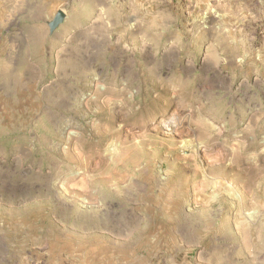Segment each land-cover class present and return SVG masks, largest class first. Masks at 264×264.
Returning a JSON list of instances; mask_svg holds the SVG:
<instances>
[{
    "label": "rangeland",
    "instance_id": "1",
    "mask_svg": "<svg viewBox=\"0 0 264 264\" xmlns=\"http://www.w3.org/2000/svg\"><path fill=\"white\" fill-rule=\"evenodd\" d=\"M0 264H264V0H0Z\"/></svg>",
    "mask_w": 264,
    "mask_h": 264
},
{
    "label": "water",
    "instance_id": "2",
    "mask_svg": "<svg viewBox=\"0 0 264 264\" xmlns=\"http://www.w3.org/2000/svg\"><path fill=\"white\" fill-rule=\"evenodd\" d=\"M64 19V13L62 11H58L54 18L48 23L50 30H54Z\"/></svg>",
    "mask_w": 264,
    "mask_h": 264
}]
</instances>
